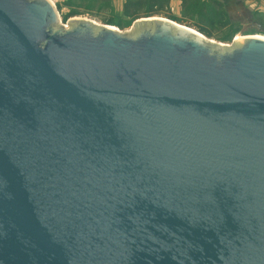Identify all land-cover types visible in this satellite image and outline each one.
<instances>
[{
    "label": "water",
    "instance_id": "obj_1",
    "mask_svg": "<svg viewBox=\"0 0 264 264\" xmlns=\"http://www.w3.org/2000/svg\"><path fill=\"white\" fill-rule=\"evenodd\" d=\"M70 25L0 0V264H264V40Z\"/></svg>",
    "mask_w": 264,
    "mask_h": 264
},
{
    "label": "rangeland",
    "instance_id": "obj_2",
    "mask_svg": "<svg viewBox=\"0 0 264 264\" xmlns=\"http://www.w3.org/2000/svg\"><path fill=\"white\" fill-rule=\"evenodd\" d=\"M60 26L70 29L72 20H88L98 26L115 28L126 37L135 38L150 26L136 25L140 20L161 18L190 28L208 41L234 49L241 39L264 36V0H170L157 16L128 18L125 0H51ZM225 50V49H224ZM224 52V51H223Z\"/></svg>",
    "mask_w": 264,
    "mask_h": 264
},
{
    "label": "trees",
    "instance_id": "obj_3",
    "mask_svg": "<svg viewBox=\"0 0 264 264\" xmlns=\"http://www.w3.org/2000/svg\"><path fill=\"white\" fill-rule=\"evenodd\" d=\"M169 3L170 0H125L124 14L135 20L143 14L157 16Z\"/></svg>",
    "mask_w": 264,
    "mask_h": 264
},
{
    "label": "bare ground",
    "instance_id": "obj_4",
    "mask_svg": "<svg viewBox=\"0 0 264 264\" xmlns=\"http://www.w3.org/2000/svg\"><path fill=\"white\" fill-rule=\"evenodd\" d=\"M49 2L51 1V0H48ZM51 3V2H50ZM111 29H113V30H115V31H117L115 28H111ZM193 32H195L196 34H200V33H198V32H196V31H194L193 30ZM199 36H201V38H205L203 35H199ZM255 38H258V39H262V40H264V36H254ZM245 39H247V38H244V39H241L239 36L237 37V40L239 41V40H245Z\"/></svg>",
    "mask_w": 264,
    "mask_h": 264
}]
</instances>
